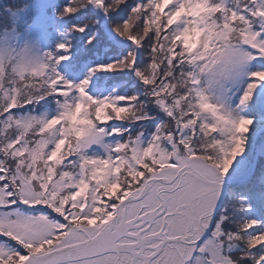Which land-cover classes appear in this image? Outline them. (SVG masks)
<instances>
[{"label":"snow or ice","instance_id":"6c2138e0","mask_svg":"<svg viewBox=\"0 0 264 264\" xmlns=\"http://www.w3.org/2000/svg\"><path fill=\"white\" fill-rule=\"evenodd\" d=\"M0 264H264V0H0Z\"/></svg>","mask_w":264,"mask_h":264}]
</instances>
